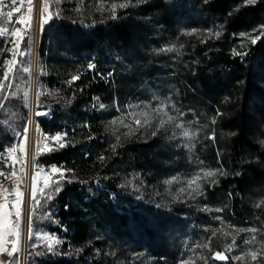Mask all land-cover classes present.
Listing matches in <instances>:
<instances>
[{"label":"trees","instance_id":"obj_1","mask_svg":"<svg viewBox=\"0 0 264 264\" xmlns=\"http://www.w3.org/2000/svg\"><path fill=\"white\" fill-rule=\"evenodd\" d=\"M158 2L159 6L151 0L144 8L154 10L165 33L177 37L182 27L208 32L205 37L196 35L195 43L185 42L184 52L192 70L185 82L187 90L190 88L196 93L189 92L186 102L197 101L200 106L209 107L214 115L220 111L216 142L210 143L208 156L214 158L221 176L216 189L209 194L230 198L229 215L248 223L254 213L243 198L248 192L264 187V145L257 140L259 133L264 134V36L259 35L257 43L250 42L246 49L234 48L241 35L264 25V0H256L254 4L245 0ZM173 17L178 21L174 27L175 23L170 21ZM131 25L134 23L129 19L73 23L56 18L45 24L39 51L38 110L51 117H39L37 121L45 136L51 138L66 132L67 137L62 141L65 147L56 146L39 154L36 163L40 167L71 170L82 179L73 186L62 182L59 193L48 190L46 193L53 195L50 201L37 196L40 204L33 216L34 234L40 231L66 234L73 241L83 242V235L93 226L113 232L120 225L127 228V223L132 222L142 238L153 241L152 230L145 231L146 221L153 220L159 227L168 225L151 208L140 203L130 205L123 199L126 196L117 187L118 182L110 177L114 178L129 163L142 170L148 166L150 171L159 173L164 157L160 137H152L151 132L144 136L141 126L137 127L134 137L114 141L112 136L110 120L117 114L118 104L125 103L147 80L159 75L148 71L142 82L135 80L138 74L130 59L138 57L142 40L139 31ZM29 36L28 32L20 49L26 53L23 66L31 70V55L27 54ZM236 52L247 54L236 55ZM20 59L17 57L18 62ZM89 63L94 65L93 69L88 68ZM19 75L21 79L12 81V88L6 89L9 100L0 109L4 119L0 127V151L13 143L12 129H20L30 117L23 96L30 89V73ZM73 76L79 79L69 82ZM44 93H47L45 98ZM221 129L226 131L223 138L219 135ZM84 176L93 178L85 180ZM96 195L104 200L101 206L93 202ZM156 256L166 258L162 252ZM11 259L19 260V256L16 254ZM166 259L165 264H174L175 258ZM28 263L97 264L89 257L88 247L64 255L31 254Z\"/></svg>","mask_w":264,"mask_h":264},{"label":"rangeland","instance_id":"obj_2","mask_svg":"<svg viewBox=\"0 0 264 264\" xmlns=\"http://www.w3.org/2000/svg\"><path fill=\"white\" fill-rule=\"evenodd\" d=\"M149 1L151 0H61L57 5L55 0H50L49 10L53 12L59 10L60 15L53 16L58 20L71 22L83 20L87 23H96L105 19H112L110 7L115 3L118 5L115 19H129L134 23L131 26L139 31L142 40V47L139 48L141 52L137 58L130 59L132 68L138 74L135 80L142 82L148 71H155L159 75L153 80H147L125 103L118 104L117 114L110 120L112 136L114 141L134 137L137 134V127H140L134 123L135 119H140L142 124L145 119H148L149 123L143 124L140 128L144 136L146 133L156 132V135L151 134V136L160 137V146L163 149L164 157L160 162L161 171L159 173L150 171L148 166H143L144 170H142L139 166L129 163L124 164L121 172L115 175L114 178L113 176L110 177L118 182L117 187L121 188V193L126 196L123 199L128 200L130 205L137 206L140 203L143 207L151 208L163 218L161 221H165L168 225L159 227L155 221L149 220L150 218L148 219L149 222L146 221V226L147 224L148 226L145 231L147 229L152 230L153 241H148L145 237L142 238L138 234L135 224L128 222L127 228L120 225L113 232L93 226L89 232L83 235V242H76L66 234H52L43 231L34 234L33 239L30 241L27 237L26 224L22 223L20 251L16 253L19 256V264H29L28 257L31 254L64 255L73 253L82 247L89 248V257L97 264H161L159 261L165 264L168 262V259H166L168 257L175 258L173 260L174 264H264V187L262 190L254 189L248 192L246 197L243 198V201L250 203L253 208L254 218L248 223H241L234 219L232 215H229L230 198H224L219 194L210 196L209 192L216 189L218 185L221 169L214 162V158L208 156V153L211 155L210 143L212 142L215 145L216 142V136L215 140L209 137L211 134L218 132L216 129L217 118L221 113L217 111L220 114L216 113L214 115L209 107L200 106L199 102L196 103L197 101H193V104L186 102V98L189 99L188 96L191 94L196 95V93L190 88L187 90L188 86L185 82L188 73L192 72L191 62L184 52L187 46L185 42L195 43L196 35L205 37L208 32H199L194 28L182 27L177 37L165 33L164 28L161 26L162 22L154 16V10L144 8L149 5ZM152 1L157 2V6H159L158 0ZM122 2L127 3L128 6L125 8L119 7ZM33 3L35 5L33 23L31 31H29L32 62L30 70L31 85L28 91L27 103L31 124L35 122L40 127L37 119L51 116L46 112L45 115L35 116V112L39 111L36 106V93L39 84L38 74L41 67L39 51L45 25L42 32L40 28L38 29L40 33L36 45V32L39 27L36 8L40 7V2L39 0H33ZM4 4L7 7L0 9V27L7 26L9 32H11L13 29L21 27L16 23V20L21 14H27V4L24 3L21 7L20 0H17L15 6L12 5L11 0H4ZM13 7H20V12H14L11 22H9L6 13L12 10ZM77 7L80 8L79 12L75 10ZM100 8L104 10H98ZM170 21L175 23L173 27L178 24L175 17L170 18ZM245 34L238 38L235 50L246 49L252 38L261 35V29H256V31L252 29ZM9 39L10 37L7 34L0 36V77H2L7 66L6 61L11 56L10 52L6 50L12 48V44L8 42ZM169 48L172 51H166ZM43 97H47V93H44ZM161 101L166 102L168 105L165 110L169 115L182 120L184 126L195 133L193 139L188 140L182 137L180 135L182 129L176 127L175 121H168L167 117L157 115L153 111ZM141 113H147V115H140ZM179 113H183V117H180ZM161 119L165 121L163 125H160ZM213 119H215V123L212 122ZM125 125H131V131ZM219 135L221 138L225 137V129H221ZM44 137L42 131L39 139L42 150L39 153L35 151L34 154L36 165L38 155L47 152L43 149L44 143H48L51 149L59 146V142L51 139L45 141ZM257 140L258 143L264 145V134L259 133ZM15 155L19 157L20 154L16 153ZM13 168L19 175L21 164L13 165L11 159L7 158L6 153L0 151V170L8 173ZM24 168V182L20 187L25 192L27 200L31 191V177L34 174L29 155L25 160ZM51 168L39 166L35 169V172L44 169V172L37 179V196H40L39 189L44 186L43 178L45 175L49 176L50 181L59 179L58 174L51 173ZM58 168L68 170L62 167ZM202 170L216 171L214 176L199 180V188L202 194L196 195L193 193L194 198H189L187 192L181 195L180 189H187L188 183L193 178L200 176ZM90 173L86 174L89 175ZM83 178H86V176ZM92 178L89 177L85 180ZM79 179H82L81 175L77 176L74 172L68 171L66 172V179L61 180L58 186L62 185V182H65L67 186H73L78 183ZM166 181H171V183H166ZM0 184L11 192L14 187V178L5 179L0 177ZM50 189H45V192ZM14 198V195L8 196L9 201ZM93 200L99 206L104 204V200L99 195H96ZM9 207H11L10 204ZM165 219H168V222ZM249 228L256 229V231H240V229ZM42 234L54 236L59 243L37 240L36 237ZM253 237H255L254 241L252 240ZM233 240L235 241L234 245ZM245 241L252 242L245 243ZM49 242L54 243L51 252L47 249V243ZM33 243L38 246L32 248ZM204 244H208V247H203ZM197 245L201 246L197 247ZM228 245H233L231 251L226 250ZM216 251H222L228 259L226 261L214 259ZM158 252L164 253L166 258L160 259L157 257L156 253ZM251 252L257 253L256 260H252L250 255H245V253ZM236 256H244V259H233ZM0 259L8 260L9 258L4 254L0 256Z\"/></svg>","mask_w":264,"mask_h":264},{"label":"snow or ice","instance_id":"obj_3","mask_svg":"<svg viewBox=\"0 0 264 264\" xmlns=\"http://www.w3.org/2000/svg\"><path fill=\"white\" fill-rule=\"evenodd\" d=\"M40 7L36 8V15L39 20V28L41 32L43 31L44 25L47 24L50 20L53 19V16H59L60 12L59 10L53 12L50 11V0H39ZM61 2V0H55V3L58 5ZM246 3H252L254 4L256 0H245ZM11 3L13 6L16 5L17 0H11ZM27 4V14H21L18 19L16 20V23L21 25V27L13 29L11 32H9V29L7 26L0 27V36L8 35L10 37L9 43L12 44V48L6 49L8 52H10L11 56L6 61V68L3 71L2 77H0V96H2V99H0V109L4 108L5 102L9 100V95L6 89L12 88V81L21 79L19 73H30V67L29 66H23L24 61L23 57L25 56V51H22L20 49V44L24 40L26 34L31 31L32 23H33V12H34V3L33 0H20V6L22 7L23 4ZM127 3H120L119 7L125 8L127 7ZM3 7H7V5L4 4V0H0V9ZM118 5L113 3L110 7V11L112 13L111 18H116V9ZM77 12L80 11V8L77 7L75 9ZM100 11H103V8L98 9ZM14 12H20V7H13L12 10L8 11L6 13L8 21L11 22V19L13 17ZM76 21H73L75 23ZM81 23H83V20H81ZM259 28L261 29V35L264 36V25H260ZM253 31H256V29H253ZM218 34V33H217ZM247 35V34H245ZM260 39V36H256L252 38L251 42L252 44H256L257 41ZM166 51H172L171 48L166 49ZM27 54L31 55V45L29 42V47ZM246 52H236V55H246ZM17 57H20L21 59L17 60ZM18 63L21 65V67L18 68ZM29 61V65H30ZM89 69H93L94 65L89 63L88 64ZM11 74V76H10ZM99 74V73H98ZM77 79H79V76H73L71 77V81L74 82ZM7 82V83H6ZM18 87V85H17ZM16 93L13 92L12 96H15ZM37 108L40 107L39 105V96L41 95V91L37 90ZM24 96V102L25 106H27V99L29 96L28 92L23 93ZM168 105L166 102L161 101L156 108L153 109V111L160 116L167 117L168 121H175L176 127L182 129L180 135L184 137L185 139L191 140L194 138L195 133L189 131L187 129L182 120H178L176 117L171 116L168 114V112L165 110ZM101 108L104 107V105H100ZM45 112L42 111H36L35 116L39 117L41 115H45ZM218 115L220 113H217ZM140 115L146 116L147 113H141ZM183 113H179L180 117H183ZM31 118H26L22 127L20 129L13 128V143H11L9 146L6 147L4 152L6 153L7 158L11 159L12 164L15 165L17 163L21 164L20 168V174H17V171L15 168L11 172H4L0 170V177H4L5 179H13L14 178V187L9 192V189L4 188L2 184H0V256L6 254L9 258L8 260L0 259V264H19V260H12L11 258L20 251V244H21V224L25 223L27 228V237L31 241L33 239L34 231H33V216L35 214V207L40 204V200L37 199V179L40 176L41 173L44 172V169H40L39 172H35V169L39 166L35 164V155L32 156V168L34 170V174L31 177V191L30 194L27 197V200L25 198V192L21 190V184L24 182V163L25 160L28 157V132H29V126L31 125ZM215 123V119L212 121ZM115 123V121H113ZM134 123L137 126H143V124H148L149 120L145 119L143 121V124L141 123L140 119H135ZM165 123L164 119L160 120V125H163ZM4 124V119L2 116H0V127H2ZM125 127H128L131 131V125H125ZM153 136L156 135V132L153 131L151 133ZM67 137V133H58L51 138L48 136L44 137V140L47 141L51 139L52 141L59 142V147L63 148L66 146V143L61 142L64 141ZM210 139L215 140V134L213 133L210 137ZM190 146V145H189ZM113 151H115V145L112 146ZM43 149L47 151H51V147L48 143H44ZM41 147L39 142L36 145V153H39L41 151ZM19 153V157H17L15 154ZM104 158L101 157V160ZM71 170H62L61 168H58L56 166H53L51 168L52 174H58L59 179L58 180H52L50 181L49 176L45 175L43 178V188L39 189L40 196L48 201H50L53 198L52 193H46L45 189H52V192L59 193L61 191V188L58 186L61 180L66 179V172ZM216 174V171L213 170H202L201 175L193 178L188 183L187 189H180L181 195H183L185 192H187L189 198H194L193 193L196 195H201L202 192L199 188V180L205 177H212ZM70 182V181H69ZM166 183H171V181H166ZM14 195V199L9 201L8 196ZM9 204L11 207H9ZM159 206V205H157ZM67 207V206H66ZM219 211V210H218ZM14 217V218H13ZM240 231H251L255 232L256 229L249 228V229H240ZM37 240H43V241H54L55 243H59L58 240L52 235L49 234H42L38 237H36ZM252 240H255V237L252 238ZM252 241H245V243H251ZM235 244V241L233 240V245ZM233 245L227 246V251L232 250ZM38 245L36 243H33L31 245L32 248L37 247ZM201 245H197V247H200ZM203 247L207 248L208 244L202 245ZM54 248V243L49 242L47 243V249L49 252H51ZM42 253H36L37 256L41 255ZM245 255H250L252 260L257 259V253L251 252V253H245ZM214 259L226 261L228 259L227 256L224 255L222 251H216L214 253ZM233 259L236 260H243L244 256H236Z\"/></svg>","mask_w":264,"mask_h":264},{"label":"bare ground","instance_id":"obj_4","mask_svg":"<svg viewBox=\"0 0 264 264\" xmlns=\"http://www.w3.org/2000/svg\"><path fill=\"white\" fill-rule=\"evenodd\" d=\"M39 23V20H38ZM39 27L37 28V32H36V45L38 44V39H39V33L40 30H38ZM42 135V131L40 129V127L33 122L30 126V131H29V135H28V155L30 157V161H32V156L35 154L36 151V145L39 142V139Z\"/></svg>","mask_w":264,"mask_h":264}]
</instances>
